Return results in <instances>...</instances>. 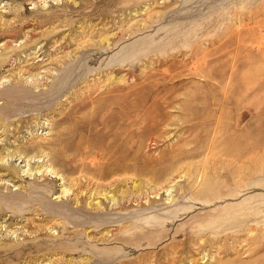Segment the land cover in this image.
I'll return each instance as SVG.
<instances>
[{
	"label": "rangeland",
	"instance_id": "374dc122",
	"mask_svg": "<svg viewBox=\"0 0 264 264\" xmlns=\"http://www.w3.org/2000/svg\"><path fill=\"white\" fill-rule=\"evenodd\" d=\"M0 264H264V0H0Z\"/></svg>",
	"mask_w": 264,
	"mask_h": 264
}]
</instances>
